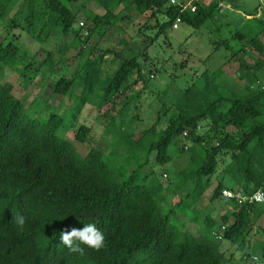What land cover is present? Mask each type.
<instances>
[{
  "label": "trees",
  "instance_id": "16d2710c",
  "mask_svg": "<svg viewBox=\"0 0 264 264\" xmlns=\"http://www.w3.org/2000/svg\"><path fill=\"white\" fill-rule=\"evenodd\" d=\"M69 1L44 0L46 8L58 14L64 34L75 19ZM97 1L104 11L90 20L101 29L113 25L118 16L114 8L121 2L126 8H149L153 16L164 14L166 20L159 23V32L172 26L177 16L181 22L199 27L219 8V0L207 4L195 0L194 11L181 10L166 0ZM0 5L3 8L5 3ZM74 34L81 40L80 33ZM258 35L246 38L238 30L234 34L246 40L247 46L264 48ZM16 52L12 42L0 46V60L10 61ZM95 63L89 59L84 63L81 79L85 87L98 73ZM262 67L264 57L251 64L238 63L236 74L246 79V92L242 94L227 90L226 95L218 90L222 88L218 80L221 68L214 70L212 78L207 77L200 89L189 87L181 96L183 106L144 146V160L128 175L111 168L104 152L95 146L81 155L71 140L58 133L63 122L61 114L51 112L45 119L29 115L22 99L13 94L12 84L0 80V264H227L229 258L221 250L220 241L242 245L253 224L264 214V202L238 203L235 198H223L221 190L233 187L219 180L209 200L222 198L229 206L221 214V224L216 223L212 210H206L200 219L195 208L211 186V175L221 162L220 154H229L224 175L239 186L242 194L264 191V88L253 86L256 70ZM133 71L138 76L142 74L137 58L122 59L113 76L104 82V100L121 91ZM72 83V79L62 77L52 90L65 96ZM209 92L211 99L193 103L199 94ZM201 120H210L213 136L219 139L216 145H209L210 137L197 132ZM228 126L243 131L234 138ZM186 131L192 142L186 150L188 162L176 172L178 180L169 189H190L165 208L162 185L151 181L153 169L146 172L143 168L153 151L157 163L168 162V146ZM89 132V126L81 125L75 138L84 142ZM13 212L26 217L23 229L11 222ZM179 216L198 224V230L185 228ZM89 223L104 234L101 249L81 244L84 254L80 255L60 245V231L83 228ZM221 225L222 238L217 240L214 231H219Z\"/></svg>",
  "mask_w": 264,
  "mask_h": 264
},
{
  "label": "rangeland",
  "instance_id": "374dc122",
  "mask_svg": "<svg viewBox=\"0 0 264 264\" xmlns=\"http://www.w3.org/2000/svg\"><path fill=\"white\" fill-rule=\"evenodd\" d=\"M178 1L194 4L195 0ZM200 1L207 4L211 0ZM219 2L221 9H216L201 26L180 22L177 28L168 26L159 32V23L166 17L164 14L153 16L149 8L137 9L134 5L126 8L125 2H121L114 8L118 16L113 25L101 29L94 27L90 20L104 11L97 0H70L68 7L75 19L64 34L58 14L46 8L44 0H0V4L5 3L3 8L0 5V46L12 42L17 47L10 61L0 60V80L12 84L13 94L22 99L29 115L45 119L51 112L61 114L63 122L58 133L71 140L81 155L95 146L104 152L111 168L128 175L144 160V146L183 106L185 101L181 96L189 87L200 89L207 77L212 78L215 69L222 68L228 76L221 72L218 80L222 88L218 90L226 95L229 90L246 92V79L236 74L238 63L251 64L258 57H264V48L247 46L246 40L234 34L237 30L246 38L259 34L258 39L264 46V0ZM75 31L82 35L81 40ZM133 56L140 64L141 76L131 72L121 91L104 100V82L113 76L122 59ZM88 59L96 61L94 67L98 73L90 86L85 87L81 76ZM62 77L73 80L65 96L52 90L53 84ZM256 77L253 86L264 88L263 67L256 70ZM212 97L210 92L199 94L193 103H203ZM81 125L90 127L84 142L75 138ZM196 130L210 137L209 145L219 142L213 136L210 120H201ZM227 130L233 132L234 138L243 131L229 126ZM186 136L182 133L168 146V162L157 163L153 151L143 168L146 172L153 169L149 175L151 181L162 185L165 208L190 189V186L173 192L169 189L178 180L176 172L188 162L186 150L192 142ZM220 156L217 171L211 175V186L195 208L200 219L206 210H212L218 225L228 207L222 198L211 202L209 197L219 180L231 185L223 171L229 154ZM179 220L185 228L198 230V224L186 216H179ZM220 248L229 258L227 264H254L252 254H257L258 263L264 264V223L252 229L242 245L223 239Z\"/></svg>",
  "mask_w": 264,
  "mask_h": 264
},
{
  "label": "clouds",
  "instance_id": "9594fccd",
  "mask_svg": "<svg viewBox=\"0 0 264 264\" xmlns=\"http://www.w3.org/2000/svg\"><path fill=\"white\" fill-rule=\"evenodd\" d=\"M11 222L18 228L23 229L26 217L18 212H13ZM60 245L66 247L70 252L84 254L81 244L89 248L99 250L104 246L105 237L103 232L92 223L85 224L83 228H65L59 232ZM254 259H256L254 257Z\"/></svg>",
  "mask_w": 264,
  "mask_h": 264
},
{
  "label": "built area",
  "instance_id": "2783aa9c",
  "mask_svg": "<svg viewBox=\"0 0 264 264\" xmlns=\"http://www.w3.org/2000/svg\"><path fill=\"white\" fill-rule=\"evenodd\" d=\"M167 3L169 5H178L180 7L181 10H184L186 8H189L191 11H194L196 9V6L191 4V1L189 2H183V1H178V0H166ZM181 22V18L179 16H177L173 23H172V28H177L178 24ZM184 134H186V132H184ZM221 196L223 198L226 199H230V198H235V200L238 203H243L245 201L249 202V203H263L264 202V191L263 190H256L255 192H253L252 194L249 195H244L242 194L240 191H238L237 189H231V188H223L221 190ZM224 229V225H222L219 229V231H215V237L217 240H221L222 238V231ZM254 257L256 259H254ZM252 261L254 262V264H259L258 263V256L253 254L251 256Z\"/></svg>",
  "mask_w": 264,
  "mask_h": 264
},
{
  "label": "crops",
  "instance_id": "0c3cea01",
  "mask_svg": "<svg viewBox=\"0 0 264 264\" xmlns=\"http://www.w3.org/2000/svg\"><path fill=\"white\" fill-rule=\"evenodd\" d=\"M219 4H221L220 2H219ZM218 9H221V8H218ZM248 16H249V14H248ZM222 69V68H221ZM216 70V69H215ZM222 71H224V73H225V70H223L222 69ZM226 75H227V73H225ZM228 76V75H227ZM229 179V181H231V185H228V186H231V187H233V189H237L238 191H240V188H239V186L237 185V184H235V182L232 180V179H230V178H228ZM207 191V190H206ZM205 191V192H206ZM241 192V191H240ZM204 194H206V193H204ZM223 200V202H224V204H225V206H227L228 207V209L227 210H229V206L226 204V202H225V199H222ZM200 203L198 202V204H197V206L199 205ZM260 204H262V203H260ZM188 223V222H187ZM264 223V214H262L257 220H256V222L253 224V226H252V229H255V228H258L259 227V225H262ZM222 226V225H221ZM188 229V228H187ZM193 232H195L196 230H192ZM215 232V231H214ZM250 257V256H249Z\"/></svg>",
  "mask_w": 264,
  "mask_h": 264
}]
</instances>
